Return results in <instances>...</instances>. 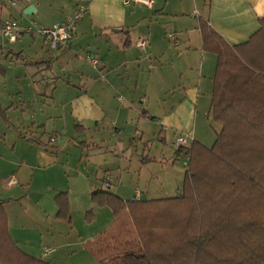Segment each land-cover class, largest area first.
I'll list each match as a JSON object with an SVG mask.
<instances>
[{
    "label": "crops",
    "instance_id": "0c3cea01",
    "mask_svg": "<svg viewBox=\"0 0 264 264\" xmlns=\"http://www.w3.org/2000/svg\"><path fill=\"white\" fill-rule=\"evenodd\" d=\"M147 1L18 0L11 9L0 0V201L14 244L47 264H98L87 244L104 233L117 250L138 243L129 213L115 216L92 202L93 192L145 201L181 195L186 168L173 165L182 161L174 144L171 163L159 158L169 181L144 191L122 184L119 165L129 148L117 139L104 146V131L111 125L117 137L128 128L132 137L143 136L153 118L163 141L172 131L174 139L183 133L207 146L217 56L203 50L200 21L234 46L247 42L264 17V0ZM80 7L85 12L66 46L52 50L36 33L10 42L12 48L5 44L1 24L15 13L23 25L50 27ZM140 39L145 46L137 45ZM87 54L99 65L87 62ZM100 155L105 162H97ZM149 158L145 167L155 160ZM62 193L68 218L59 215ZM47 248L53 250L44 255Z\"/></svg>",
    "mask_w": 264,
    "mask_h": 264
},
{
    "label": "trees",
    "instance_id": "16d2710c",
    "mask_svg": "<svg viewBox=\"0 0 264 264\" xmlns=\"http://www.w3.org/2000/svg\"><path fill=\"white\" fill-rule=\"evenodd\" d=\"M259 21V30L234 46L200 21L203 50L217 56L210 110L220 130L211 147L193 140L177 151L189 155L178 197L92 193V202L115 216L127 211L138 236L120 251L105 233L88 243L98 264H264V17ZM56 201L60 217L68 218L67 194ZM2 206L0 264H47L14 244ZM92 218L89 211L86 220Z\"/></svg>",
    "mask_w": 264,
    "mask_h": 264
},
{
    "label": "rangeland",
    "instance_id": "374dc122",
    "mask_svg": "<svg viewBox=\"0 0 264 264\" xmlns=\"http://www.w3.org/2000/svg\"><path fill=\"white\" fill-rule=\"evenodd\" d=\"M14 8L12 6L11 9ZM20 17V15L15 13L14 19L16 18L20 21ZM23 17L25 16L23 15ZM3 39L5 40V44L8 48L13 47L10 42H8L5 38ZM63 87L64 86L61 82L57 83V89L55 91L56 96H60V98L63 97ZM206 121L207 125L205 126V131H207V146L211 147L215 141L216 132L218 131L219 125L214 122L212 116H210V118ZM145 125L146 126H144V135L141 136L139 134L138 137H132L133 130L130 128H128L124 133L122 132L121 135L117 137V135H115V130L113 129V127H111V125H108L106 130L104 131V146H108L110 144L109 140L111 142H114L117 139L119 146L124 145V147L129 148V151H126V157L124 161L121 162L122 165H119L123 168L122 172L121 170H119V172L124 173L122 174L123 185L138 187L139 189H142L144 191L147 189H151V191H156L157 189H160L161 184L163 185L167 179L169 181V177H167V179L165 178L166 175L164 176V173L161 168V166L166 167V161H161L159 158L162 159V156H164L168 160V162L171 163L172 156L170 155V153L173 150V143L175 139L173 136V132L169 131L166 132V142L163 141L165 140V138L161 137L163 139L162 140L159 136V130H161L162 127L161 123L156 121L153 122V118L152 120H146ZM141 126H143L142 123L139 125L140 129ZM129 142L131 143L130 147L128 145ZM129 155H131V157H129ZM101 156L103 155H100L96 158L97 162L99 163H103L106 160V156H104V161H102L103 157ZM145 158H149L150 160H152V158H155V160L150 161V166L145 167V164L143 163V160ZM173 165L175 166V168L178 169L179 172L183 170L182 161L173 162ZM107 241L110 243V248L116 251L128 249L126 245L125 247H123V249H115L110 236H107Z\"/></svg>",
    "mask_w": 264,
    "mask_h": 264
},
{
    "label": "built area",
    "instance_id": "2783aa9c",
    "mask_svg": "<svg viewBox=\"0 0 264 264\" xmlns=\"http://www.w3.org/2000/svg\"><path fill=\"white\" fill-rule=\"evenodd\" d=\"M7 4L11 6H15L18 3V0H4ZM134 2L148 3L147 0H133ZM129 1H125V4H129ZM85 12L84 7L78 8L71 16L67 17L63 22L52 25L50 27H41L37 25L35 21H30L29 24L23 25L22 23L14 20L7 19L4 20L1 24V33L2 36L9 42L17 41L21 36L30 33H36L43 37V39L48 44L49 48L52 50L57 49L60 46H66L70 42V40L74 36L76 24L79 19L82 17ZM137 45L143 47L146 45L145 39H140L137 42ZM85 60L91 63L94 66L99 65V60L97 57L91 54L85 55ZM56 140V136L53 135L50 137V142H54ZM193 138L180 133L176 136L174 141V147L176 151L181 149H188L192 144ZM179 155V154H178ZM189 163V155L182 156V164L187 169ZM16 179L11 176L8 179V184H14ZM108 185V184H107ZM139 194V191L136 193ZM53 248H47L44 250V255L48 254L52 251Z\"/></svg>",
    "mask_w": 264,
    "mask_h": 264
},
{
    "label": "water",
    "instance_id": "95a60500",
    "mask_svg": "<svg viewBox=\"0 0 264 264\" xmlns=\"http://www.w3.org/2000/svg\"><path fill=\"white\" fill-rule=\"evenodd\" d=\"M31 11H32V7L29 6V7L26 9L25 13H26V14H31Z\"/></svg>",
    "mask_w": 264,
    "mask_h": 264
}]
</instances>
